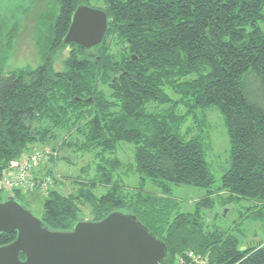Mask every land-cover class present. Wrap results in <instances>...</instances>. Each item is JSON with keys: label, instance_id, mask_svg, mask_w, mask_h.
<instances>
[{"label": "trees", "instance_id": "trees-1", "mask_svg": "<svg viewBox=\"0 0 264 264\" xmlns=\"http://www.w3.org/2000/svg\"><path fill=\"white\" fill-rule=\"evenodd\" d=\"M93 1L57 0L41 24V63L11 72L2 50L10 51L18 23L0 16V181L43 145L91 154L94 170L90 164L64 176L74 186L69 194L47 172L51 188L40 219L49 229L71 230L87 206L92 221L125 211L166 244L162 264H264V243L244 247L237 226L224 230L209 220L224 219V208L242 201L249 202L244 218L264 220V0ZM80 5L109 15L104 42L89 50L62 46ZM64 49L69 55L57 69ZM214 110L231 142L230 166L219 180L207 159ZM121 143L134 146L131 162L116 156ZM52 155V164H73ZM129 176L135 187L126 185ZM182 186L206 189L193 212L175 197ZM6 194L0 190V201L14 196L26 207L24 192ZM215 198L222 212L213 213ZM16 237L0 234V246Z\"/></svg>", "mask_w": 264, "mask_h": 264}, {"label": "water", "instance_id": "water-1", "mask_svg": "<svg viewBox=\"0 0 264 264\" xmlns=\"http://www.w3.org/2000/svg\"><path fill=\"white\" fill-rule=\"evenodd\" d=\"M108 31L109 15L104 9L80 5L62 46L93 49L104 42ZM11 233L17 237L0 246V264H162L169 255L166 244L125 211L58 231L9 196L0 201V234Z\"/></svg>", "mask_w": 264, "mask_h": 264}, {"label": "rangeland", "instance_id": "rangeland-1", "mask_svg": "<svg viewBox=\"0 0 264 264\" xmlns=\"http://www.w3.org/2000/svg\"><path fill=\"white\" fill-rule=\"evenodd\" d=\"M100 1H93V5H101ZM57 8V0H0V16L13 17L18 23V32H16V37L12 39L13 42L11 43L10 51H8V47L6 48L8 54L5 53V48L2 50V59L7 57L6 72L20 68H35L41 63L38 46L40 33L43 30L41 24L44 21V15L51 10L55 11ZM69 52L70 50L64 49L62 54L57 56V69L62 68V62L67 58ZM254 88L256 89L257 86L254 85ZM208 115L207 124L209 128L207 129V135L212 147L207 159L212 174L219 180L230 166L231 142L225 119L220 112L214 110L208 112ZM43 146L45 147L43 150L54 154L52 157L55 158L56 155H65L73 162V164H69L65 161H60L52 164L50 161L46 162L45 160L40 164L42 166L38 171V173L43 175V172L47 174L52 169L56 176L63 181L61 190L65 194L71 193L74 186L72 180L64 179V176H78L80 168L86 167L87 165L90 166V164H92L90 168L94 170V157L91 154L82 156L71 151L60 154L57 150L53 149L52 145ZM133 147L131 144L121 143L116 156L125 163L131 162L134 157ZM92 170L91 174L93 175ZM125 182L129 187H135L138 181L136 177L129 176L125 179ZM146 188L152 190L153 186L149 183ZM205 193L206 189H198L190 186H182L175 189V197L181 202L183 211L185 212H193L195 210L194 203L203 197ZM22 195L25 206L39 218L42 217L45 199L44 194L39 190H35ZM216 202L213 213L217 211L222 212L225 209V218L216 219L215 215L211 214L209 220L212 221V227L219 226L224 230H229L237 226L239 230L234 233L240 240L245 241L243 243L244 247L264 243V220L252 221L243 216V213L247 214L246 208L249 206V202L242 201L239 205L227 206L224 209L220 207L217 199ZM84 213L83 219L85 221H92L93 216L89 213L88 206L84 208Z\"/></svg>", "mask_w": 264, "mask_h": 264}, {"label": "built area", "instance_id": "built-area-1", "mask_svg": "<svg viewBox=\"0 0 264 264\" xmlns=\"http://www.w3.org/2000/svg\"><path fill=\"white\" fill-rule=\"evenodd\" d=\"M51 154L41 149L25 153L16 164L6 170L0 181V190L7 194H12L15 190L24 193L39 190L46 194L51 188L52 180L48 174L43 172L42 175L38 171L42 166L40 164L45 160L49 162ZM197 264L205 263L199 260Z\"/></svg>", "mask_w": 264, "mask_h": 264}]
</instances>
